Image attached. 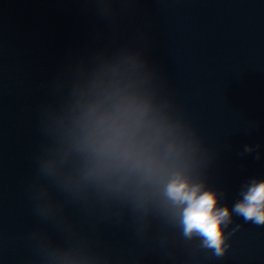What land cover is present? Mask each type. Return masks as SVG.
<instances>
[{
	"label": "water",
	"instance_id": "95a60500",
	"mask_svg": "<svg viewBox=\"0 0 264 264\" xmlns=\"http://www.w3.org/2000/svg\"><path fill=\"white\" fill-rule=\"evenodd\" d=\"M121 49L149 60L196 127L218 206L264 180V0H0V264H43L49 241L94 264H264V225L235 211L223 256L152 212L83 209L54 192L57 217L38 214L47 106L70 65Z\"/></svg>",
	"mask_w": 264,
	"mask_h": 264
},
{
	"label": "clouds",
	"instance_id": "9594fccd",
	"mask_svg": "<svg viewBox=\"0 0 264 264\" xmlns=\"http://www.w3.org/2000/svg\"><path fill=\"white\" fill-rule=\"evenodd\" d=\"M60 88V102L42 119L41 217L59 214L54 192L83 209L152 212L178 223L184 236L201 237L216 256L229 247L231 211L264 225V180L253 181L231 211L218 206L217 192L200 179L206 152L196 127L139 52L121 49L70 65ZM41 257L43 264H94L72 243L46 242Z\"/></svg>",
	"mask_w": 264,
	"mask_h": 264
}]
</instances>
